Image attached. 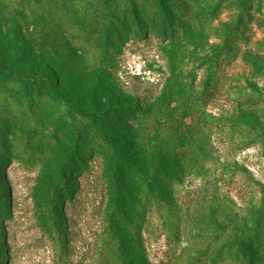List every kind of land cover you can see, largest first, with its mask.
<instances>
[{
	"label": "rangeland",
	"instance_id": "1",
	"mask_svg": "<svg viewBox=\"0 0 264 264\" xmlns=\"http://www.w3.org/2000/svg\"><path fill=\"white\" fill-rule=\"evenodd\" d=\"M129 3L0 0V77L44 82L0 111V264H199L243 235L264 264V0H163L172 31H111Z\"/></svg>",
	"mask_w": 264,
	"mask_h": 264
},
{
	"label": "trees",
	"instance_id": "2",
	"mask_svg": "<svg viewBox=\"0 0 264 264\" xmlns=\"http://www.w3.org/2000/svg\"><path fill=\"white\" fill-rule=\"evenodd\" d=\"M6 2L10 3L16 10L22 11H35V12H42L46 8V4L50 1H57L59 3H63L66 5L70 1L74 0H5ZM140 4L142 9H140L139 5L135 3H129L127 6L124 7L123 10H120L114 17V23H109V29L114 32H118L119 30L123 29L124 21L128 20L130 22L124 23V25H133L135 28L137 26H141L142 23L140 21L139 16L136 14L138 11L140 13L146 14V16L151 19L156 28H162L164 33L172 31V25L170 21L171 14L164 9L163 0H140ZM62 13V12H60ZM122 19V20H121ZM120 21V22H118ZM120 23V24H118ZM109 30V31H110ZM156 29L151 30L153 34H156ZM146 29L143 27V31L140 33H144ZM125 35H128L124 31ZM162 33V35H165ZM135 36V35H133ZM160 36V35H159ZM238 36V32L234 33L231 38H235ZM115 42L119 45H122V39H120V34L117 33L115 37ZM234 45V44H232ZM231 50V49H230ZM226 56H229L226 55ZM216 64L215 59H210V65L213 67ZM1 69V68H0ZM4 72V71H3ZM43 81H36L31 77H26L25 75H20L16 72H11L5 78L0 77V111L3 113L10 114L15 117H21L24 113L30 112L33 106L41 105L42 104V97L41 93L43 90ZM211 84V80L209 82ZM115 116L118 117V108L114 110ZM119 115L120 116H123ZM134 122L136 118L132 119ZM104 148V147H103ZM110 152L109 150L107 153ZM90 154L88 150L82 151L80 154L72 151L70 155H68V162L60 169V176L64 177V174L68 170H72L73 168H78L77 164H81L83 169L87 168V163L83 160L88 159L87 155ZM0 163H2L0 161ZM66 192L63 196H66L69 199V202L73 201V194H74V186L71 187L70 183H66ZM175 230L174 228H170ZM171 241L173 240L172 237L176 235L172 230L168 232ZM246 234V233H245ZM262 241L258 239L257 236H247L243 235L240 239H237L234 243H229L228 245H223L220 247H214V249H208L207 252L199 258V264H210L211 257L217 253V257L215 258L216 262L219 258H225V262L231 264H241L249 260L248 264H252L253 260V251L249 250L247 247L250 246L252 243L260 244ZM174 243H177L175 241ZM222 243L221 241L219 242ZM247 245V247L245 246ZM249 255V258L247 257ZM223 260V262H224ZM215 262V264H216ZM178 263L183 264V260L179 261ZM221 264V263H219Z\"/></svg>",
	"mask_w": 264,
	"mask_h": 264
}]
</instances>
